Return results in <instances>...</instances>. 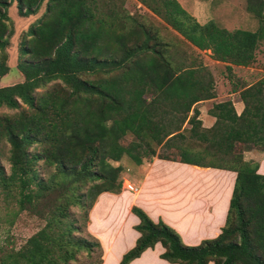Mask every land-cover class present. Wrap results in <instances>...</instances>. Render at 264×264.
<instances>
[{
	"label": "trees",
	"instance_id": "trees-1",
	"mask_svg": "<svg viewBox=\"0 0 264 264\" xmlns=\"http://www.w3.org/2000/svg\"><path fill=\"white\" fill-rule=\"evenodd\" d=\"M12 1L20 16L42 1L44 11L18 47L22 80L0 86V107L14 110L0 114V152L8 147L0 200L12 215L27 211L44 223L18 248L0 247V264H71L93 248L97 259L88 264H100L98 240L73 233L85 227L97 195L122 191V166L113 162L123 156L136 165L155 156L231 170L235 177L220 232L197 245H185L161 219L132 205L139 235L118 264L157 242L159 257L171 263L264 264V175L235 149L264 150V77L232 88L243 103L239 114L229 99L213 103L207 112L214 121L203 128L196 103L214 95L210 71L184 51L175 59L154 29L120 16L116 0H0V77L8 71ZM138 1L181 42L209 51L227 70L249 66L264 40V0H245L258 21L254 30L199 23L177 0ZM127 134L133 138L122 144ZM71 207L81 211L82 225L70 217Z\"/></svg>",
	"mask_w": 264,
	"mask_h": 264
},
{
	"label": "crops",
	"instance_id": "crops-1",
	"mask_svg": "<svg viewBox=\"0 0 264 264\" xmlns=\"http://www.w3.org/2000/svg\"><path fill=\"white\" fill-rule=\"evenodd\" d=\"M233 67L243 66L231 65ZM220 82L214 85L212 97L196 103L197 118L203 128L210 127L214 121L207 112L213 103L229 99L236 114L243 108L239 96L234 98L238 90L219 91ZM249 159L256 163V172L264 175V150L244 157V160ZM124 176L133 189L100 193L88 212L86 230L99 242L100 264H118L122 254L134 245L139 233L134 229L138 218L130 211L132 205L141 208L153 221L161 219L178 233L185 245H197L220 232L233 187L234 171L154 156L137 165L131 163ZM162 251L157 242L127 264H176L160 258Z\"/></svg>",
	"mask_w": 264,
	"mask_h": 264
},
{
	"label": "rangeland",
	"instance_id": "rangeland-1",
	"mask_svg": "<svg viewBox=\"0 0 264 264\" xmlns=\"http://www.w3.org/2000/svg\"><path fill=\"white\" fill-rule=\"evenodd\" d=\"M112 0H103L106 5ZM178 3L191 14L199 23H203L209 19L213 20L218 26L226 28L228 30L234 28H242L247 30H254L258 26V21L245 9V0H177ZM118 5H121L120 9H117L120 16L127 15L132 18L133 21L145 25L148 28L154 29L160 40L169 43V51L175 56V59H180V52L184 51L185 55L194 58L195 63L204 65L213 74V81L220 82L217 90L223 92H230L233 87H237L240 84H250L254 81L264 77V40H261L255 50L254 61L246 67H233L229 71L224 68V63L213 60L210 58L208 51H198L191 46H188L180 41L181 37L171 28L165 25V23L147 9L138 0H116ZM8 20L7 26L9 28L8 33V46L6 48L8 65V71L0 77V86L12 84L22 80L21 73L16 69V60L19 54L18 47L25 39L24 31L27 27L34 23L44 11V1L40 2V5L36 11L27 16H20L17 13L15 1H12L6 9ZM130 22L129 20H126ZM177 51L179 53H177ZM56 82V81H53ZM52 82L46 84V87L39 89V91L45 90ZM216 89V88H215ZM237 90V88H235ZM238 94L235 95L236 98ZM14 110H9L4 107H0L1 113H13ZM187 127V125L185 126ZM133 137L130 134L124 136L120 141L122 144L128 143ZM187 144L193 146V141L187 140ZM7 145H2L0 152V164L5 171L8 170L7 163ZM242 145H236L235 149L240 151L242 158L248 157L250 153L260 152L258 149H242ZM157 147H155V150ZM248 161H251L249 159ZM132 162L125 156H123L118 162H113L114 165L120 164L122 171L120 173L121 189L130 190V184L125 180L124 174L128 171L129 165ZM98 196V195H97ZM6 202L0 200V247L18 248L23 244L24 240L40 228L44 220L38 218L27 211H20L12 215L13 210L11 205L5 204ZM90 210V209H89ZM88 210V212H89ZM87 217L84 220L85 227H82L80 233H73L74 235H80L82 237L89 238L87 228ZM70 217L77 219L78 225H82L81 211L77 207L70 208ZM88 234V235H87ZM91 237H94L90 235ZM97 248L92 249L90 257H84V253L78 256V260L71 264H88V262L96 261Z\"/></svg>",
	"mask_w": 264,
	"mask_h": 264
},
{
	"label": "built area",
	"instance_id": "built-area-1",
	"mask_svg": "<svg viewBox=\"0 0 264 264\" xmlns=\"http://www.w3.org/2000/svg\"><path fill=\"white\" fill-rule=\"evenodd\" d=\"M130 187H131V185H130ZM131 189H133V187H131Z\"/></svg>",
	"mask_w": 264,
	"mask_h": 264
}]
</instances>
